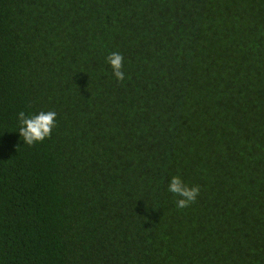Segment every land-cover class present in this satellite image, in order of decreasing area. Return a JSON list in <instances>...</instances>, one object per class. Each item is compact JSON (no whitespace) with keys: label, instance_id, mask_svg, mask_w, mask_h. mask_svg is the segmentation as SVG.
<instances>
[{"label":"trees","instance_id":"trees-1","mask_svg":"<svg viewBox=\"0 0 264 264\" xmlns=\"http://www.w3.org/2000/svg\"><path fill=\"white\" fill-rule=\"evenodd\" d=\"M0 264H264V0H0Z\"/></svg>","mask_w":264,"mask_h":264},{"label":"clouds","instance_id":"clouds-1","mask_svg":"<svg viewBox=\"0 0 264 264\" xmlns=\"http://www.w3.org/2000/svg\"><path fill=\"white\" fill-rule=\"evenodd\" d=\"M106 62L112 69V75L118 82L125 79L124 57L122 53L113 51L105 57ZM55 111H40L36 114H26L24 111L18 114V132L24 144L32 146L50 138L52 130L56 126ZM168 191L176 197V207L184 209L194 203L200 193L199 185L189 186L179 175L171 177Z\"/></svg>","mask_w":264,"mask_h":264}]
</instances>
